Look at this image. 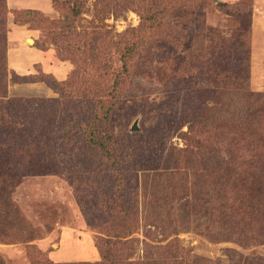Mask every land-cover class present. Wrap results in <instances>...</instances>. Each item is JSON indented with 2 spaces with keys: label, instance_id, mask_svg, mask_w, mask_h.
I'll return each instance as SVG.
<instances>
[{
  "label": "rangeland",
  "instance_id": "obj_1",
  "mask_svg": "<svg viewBox=\"0 0 264 264\" xmlns=\"http://www.w3.org/2000/svg\"><path fill=\"white\" fill-rule=\"evenodd\" d=\"M251 1L0 0V95L69 102L79 123L95 94L113 137L103 157L40 114L21 150L0 107V264H264V0ZM67 2L86 65L53 43Z\"/></svg>",
  "mask_w": 264,
  "mask_h": 264
},
{
  "label": "trees",
  "instance_id": "obj_2",
  "mask_svg": "<svg viewBox=\"0 0 264 264\" xmlns=\"http://www.w3.org/2000/svg\"><path fill=\"white\" fill-rule=\"evenodd\" d=\"M53 2L54 0H51V3ZM218 4L223 5L224 3L218 2ZM246 4L247 7L250 8L252 6V1L250 0V2L247 3L240 2L239 7L241 8L243 7V5ZM13 12L15 11L13 10ZM22 12L23 14H25V16H28L29 14H33V15L38 14V16L40 15L39 17L40 21L45 20L42 17L41 10L39 9L25 8L22 10ZM64 14H65V19L60 20L58 31L53 35V43L59 45L62 44V47L65 48V51L62 54L65 55L66 58L68 57L73 62H77L76 61L77 59L75 58L77 53L79 54V57L83 58L84 56V59L81 61V64L86 65L85 62L89 61V58L92 59L93 55H90L89 53H83L84 49L82 50L80 46L75 47V45L71 42L72 37L75 35V32H72V28L74 25V21L76 20L77 15L79 14V9H77L75 6L72 7L68 4V7ZM248 16L250 17V12L248 13ZM33 18L34 16H32L31 19L33 20ZM153 19L154 17L152 18V21ZM156 20L157 19L155 18L154 21ZM23 21L24 20L22 19L19 18L17 19L14 13L13 22L15 24L21 25ZM152 21L150 25H152ZM249 24H250V19L248 18V26ZM133 45L135 44H132L131 47H129V45L128 46L126 45L125 47H123L125 51H122V53L119 52L120 60L123 61L122 69L120 72L122 73V75H117L116 73L112 75L115 87L121 85L124 82L123 81L124 73L127 72L128 69L127 59L129 58L126 55L129 52L131 54L133 53V50L135 49V48L133 49L134 47ZM5 62L7 63L6 59ZM39 72L41 74H47L41 71L40 69ZM25 76L26 75L17 76V77L22 79L24 82H35L37 81V79L39 78L41 79V76H31L29 78ZM4 79H6V66H4L3 57H0V81ZM71 79H73V77L70 76V80ZM94 80L95 82L99 81V79H94ZM94 95L95 94H93V97H91V101L99 106L97 111H95V114L92 116V118H87L84 120L80 118L79 123L78 120H76V117H78L79 115L81 116V112L80 114H78V109H75V113H73V111H71V108H69L68 106L69 102H66L63 105L61 104V102H59V100L56 99L52 100L53 103L57 102L56 105L54 104L52 105V103L45 105L49 101L42 100V98H38V97H13L8 99L5 98L6 97L5 95L3 96L0 95V107L2 108L8 107V110H10L9 114L13 117V120L9 121V125H12V127H14L16 131L22 133L21 134V138H23L21 140L22 142L20 143L18 142L23 147L22 149L20 148L21 150L25 149V147L29 145V140L31 138L30 134L33 133L34 131L33 126L35 125L38 126L40 124V123L37 124L36 123L37 121L35 122L33 118H39L40 114H43L42 117L46 118L48 122L51 121L50 124L57 128V130H55L54 133H57L62 138H69L79 134L82 141L87 143V145H89L91 148L97 150L98 153H100V155H102L103 157H107V156L110 157L111 146H113V137L112 134L108 131L107 127L110 122L112 107L110 105H108V107H105L101 98H98ZM3 104H5V106H3ZM78 107H80V105H78ZM16 127L21 128L23 131ZM48 134L51 135L50 132ZM121 210L124 213L130 212L124 208H121ZM100 253L103 258L106 256L105 253L101 251Z\"/></svg>",
  "mask_w": 264,
  "mask_h": 264
},
{
  "label": "crops",
  "instance_id": "obj_3",
  "mask_svg": "<svg viewBox=\"0 0 264 264\" xmlns=\"http://www.w3.org/2000/svg\"><path fill=\"white\" fill-rule=\"evenodd\" d=\"M11 8H13V7H11ZM14 9H15V8H14ZM79 252H81V250H78V253H79ZM75 253H76V251H75Z\"/></svg>",
  "mask_w": 264,
  "mask_h": 264
},
{
  "label": "water",
  "instance_id": "obj_4",
  "mask_svg": "<svg viewBox=\"0 0 264 264\" xmlns=\"http://www.w3.org/2000/svg\"><path fill=\"white\" fill-rule=\"evenodd\" d=\"M27 41H29L28 39H26ZM30 42H32V39H31V41Z\"/></svg>",
  "mask_w": 264,
  "mask_h": 264
},
{
  "label": "bare ground",
  "instance_id": "obj_5",
  "mask_svg": "<svg viewBox=\"0 0 264 264\" xmlns=\"http://www.w3.org/2000/svg\"><path fill=\"white\" fill-rule=\"evenodd\" d=\"M29 41H31V39H29Z\"/></svg>",
  "mask_w": 264,
  "mask_h": 264
}]
</instances>
